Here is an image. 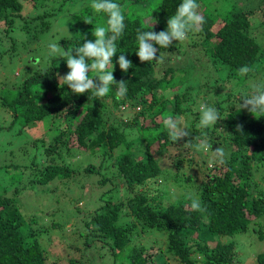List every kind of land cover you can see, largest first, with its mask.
Segmentation results:
<instances>
[{
  "label": "trees",
  "instance_id": "obj_1",
  "mask_svg": "<svg viewBox=\"0 0 264 264\" xmlns=\"http://www.w3.org/2000/svg\"><path fill=\"white\" fill-rule=\"evenodd\" d=\"M50 1L58 2L57 6L49 7ZM145 1L113 0L124 15L125 28L112 61L115 81L127 82L124 98H116V85L102 98L91 91L74 95L63 81L58 82V76L67 73L66 57L54 55L46 67L25 63L16 85L0 90V116L5 113L12 124L18 121L24 131L39 129L32 147L39 149L40 144L46 162L33 160L26 167L31 174L37 173L35 184L56 179L70 183L79 174L91 180L96 190L104 188L89 218L72 225L74 236L66 243L74 252L63 264H168V259L173 264H244L235 242L211 247L208 239L254 229L253 242L264 241V116L239 108L253 86L264 82V48L256 41L257 35L264 34V0H256L258 5L251 8L233 0H196L205 22L202 31H191L188 36L203 37L209 61L197 76L192 63L158 67L156 61H139L138 31H150L155 21L153 31L166 30L168 18L182 2L158 0L144 14ZM69 2L73 0H0V42L10 35L13 39L16 32H48V20ZM78 2V10L65 19L70 20L69 34L59 41L65 50L85 40L94 42L93 28L107 27V13L95 11L93 0L86 1L87 7ZM24 3L35 9L33 14L38 6L43 11L20 17ZM138 4L141 17L128 12ZM15 42L11 41L5 55L15 51ZM165 50L158 49L157 56ZM122 53L132 64L127 72H121L116 63ZM245 65L252 71L241 76L238 69ZM96 74L90 72L89 77ZM224 88L228 91L223 92ZM192 89L195 96L190 95ZM202 100L219 111L220 120L214 127L200 126L196 104ZM169 115L187 121V137L177 142L170 139L164 124ZM204 134L211 151L224 149L226 163L220 164L211 151H196ZM190 141L191 145H185ZM75 152L89 159L87 166L62 160L63 153L69 158ZM178 176L181 182L174 183ZM173 183L183 185L184 198L164 204ZM190 196L199 198L206 211L192 210ZM35 223L33 216L22 214L14 197L0 195V264H46L41 242L46 233L27 226ZM154 232L158 233L156 240ZM160 235L165 239L162 245ZM151 240L156 249L153 256L147 254ZM252 262L264 264L262 245Z\"/></svg>",
  "mask_w": 264,
  "mask_h": 264
},
{
  "label": "rangeland",
  "instance_id": "obj_2",
  "mask_svg": "<svg viewBox=\"0 0 264 264\" xmlns=\"http://www.w3.org/2000/svg\"><path fill=\"white\" fill-rule=\"evenodd\" d=\"M86 1L88 0H73V2L67 3L58 16L52 20H48L51 27L49 31L44 34H31L29 32L17 33L15 31L17 35H12V37L13 39H16V49L6 55L5 50L7 51V49L11 47V41L13 39L11 38V35L9 37H4L0 42L1 91L5 89V86L14 87L16 85L17 79L23 75L25 63L37 62L40 67H46L47 63H50V57L54 56L50 55L49 52L48 46L50 43L56 42L65 50V47L59 43L62 39L67 38V35L69 34L70 20L65 19L69 18L72 13L78 10L79 7H77V2H83L84 6L87 7L88 5L86 3L88 2ZM157 1L158 0L145 1L142 8L144 14L152 7L153 4L151 3ZM237 2L244 3L246 8L258 5L256 0H238ZM57 4L58 2L56 1H50L48 3L51 8L56 7ZM31 9L30 6L24 3V9L21 12L20 17L33 14L35 9ZM128 10V12L133 11L135 16L141 17L142 15V13L140 14L139 12V4L135 5V9L131 8ZM219 10L220 12L223 11L221 8H219ZM42 11L43 7L38 6L31 17L41 14ZM198 12L201 15L203 14L200 6ZM92 15L96 18L93 12ZM254 19L259 21L261 15L256 16ZM194 32L198 33L196 31ZM195 33L189 35L184 41H173L171 48L165 50V54H162V62H157L159 63L158 67L162 64L167 67L168 64L165 63H192L193 67L197 70V72L195 71L193 74L197 76L198 71L202 69L205 63H209V61L203 44V37L195 35ZM256 41L262 48H264V34L260 36L257 35ZM192 45L194 47H192ZM57 55L61 54H55V56ZM65 70L68 72V69L65 68ZM66 74L67 73H65V75ZM186 86L187 85H183V88H186ZM216 90L217 88L212 91ZM227 91L228 89H223V92ZM196 94L195 89L190 90V95L195 96ZM208 100H210V98H208ZM205 101L206 100H202V102L197 103L196 105L199 107L196 110H199L200 105ZM11 122L12 119L5 113L0 116V126L3 127L0 132V195L5 194L6 196L14 197L21 208L22 214L33 216L36 220L35 225H27L33 231H45L46 234L41 236V242H43V247L45 248L47 255L46 264H63L65 260L72 256L71 251L74 252L73 248L70 250L71 246L66 243L68 240L71 241V237L74 236L73 232L75 228L72 225H75V223L82 224L85 217L89 218V215L92 213V208L97 206L96 198L99 196L101 197L100 194L104 191V188H97L96 190L95 187L93 188L92 185H90L91 180H84L79 174L74 175V178L70 180V183L56 179L46 185L35 184L34 182L37 181V173L31 174L26 167L30 164L29 162H32L33 160L38 164L46 162L45 158L41 155L43 148H41L40 144H38L39 149L32 147V142L36 139L35 136L39 132V129L33 130L31 133L21 129L18 121L14 124ZM148 122L149 118L147 119L146 124ZM186 122L180 120L179 124L182 127H187ZM148 125L149 123L146 126ZM159 125L162 128L161 123ZM199 150L201 149H197L196 151ZM204 152L205 150H203V153ZM63 154L62 160L65 159L66 163L73 166H87L90 162L89 159L81 153L75 152V156L69 158H67L69 156L68 154ZM203 156H205V154ZM93 163H97V160H93ZM207 164L210 165V162H207ZM17 165L20 166L16 168ZM181 180L182 176H178L174 183H179ZM83 185H88V188L86 189ZM182 186L174 184L171 189L169 188V193L165 196L164 204H167L169 201L174 203L178 201L180 197L184 198L183 191L180 189ZM85 190L86 192H84ZM98 191L100 193L97 195ZM53 224H57V226L55 225L56 227H53ZM256 233H254V229H250L248 233L237 234L233 237H223L222 242H235L237 244L239 259L245 262L244 264H251L252 261L248 254H256L260 251L261 245L262 249L264 248V241L262 244L257 241L253 242L254 238L256 239ZM157 234V232H154L155 240L157 239ZM160 237L162 238V243L160 245H162L165 242V239L163 235H160ZM153 240H151L152 247L147 250V254L151 256L156 252V249L153 247ZM208 244L213 243L210 241ZM155 264L158 263L155 262ZM168 264H173V262L168 259Z\"/></svg>",
  "mask_w": 264,
  "mask_h": 264
},
{
  "label": "clouds",
  "instance_id": "obj_3",
  "mask_svg": "<svg viewBox=\"0 0 264 264\" xmlns=\"http://www.w3.org/2000/svg\"><path fill=\"white\" fill-rule=\"evenodd\" d=\"M92 7L97 12L102 11L108 15L107 27L97 26L93 28L92 35L95 37L94 42L85 40L82 45L80 44L79 47L71 50H64L56 42L50 43L48 46L50 55L62 54L66 57V66L69 71L62 77L58 76V82L63 81L74 95H83L85 92L91 91L97 98L108 95L110 87L116 85V98L122 99L127 94V82L124 80L115 81L112 61L113 57L117 54L116 41L122 35L125 28L124 15L121 6L114 3L113 0H93ZM198 8L199 5L196 0H182L175 14L168 18L166 30L158 33L153 31L152 26L156 23L155 21L151 24L150 31H138V50L136 51V56L139 61L141 63L149 61L162 62L160 59L162 53L159 52L157 56L158 49H168L172 46L173 41L180 42L186 40L188 33L191 31H202L205 21L204 17L198 12ZM82 39L84 38L82 37ZM73 51L75 55H73ZM116 63L119 65L121 72H127L132 67L131 61L123 53L119 55ZM93 71L97 74L90 78L89 73ZM250 71L252 69L247 65L238 69V73L241 76L247 75ZM239 108L247 109L251 114L255 113L257 117L264 116V82L253 86L252 94L242 100ZM199 111L201 114L199 123L202 129L209 126L214 127L218 120H220L219 111L214 106L202 103ZM164 124L168 129L170 139L174 142L189 135V129L182 127L177 118L172 115L164 119ZM240 128L241 126L238 125L237 131ZM204 136L205 138L199 141L197 148L211 151L212 144L209 142L207 135L204 134ZM191 142L185 145H191ZM211 152L220 164L226 163L227 154L223 148L217 147ZM190 200V208L192 210L199 212L206 211L199 198L190 196ZM234 235L237 234L225 237H233ZM222 238L223 236H211L208 242L212 241L211 247L216 246L219 242L222 244L231 243L222 242ZM248 256L252 261L254 254L249 253ZM251 264L254 263L252 262Z\"/></svg>",
  "mask_w": 264,
  "mask_h": 264
}]
</instances>
